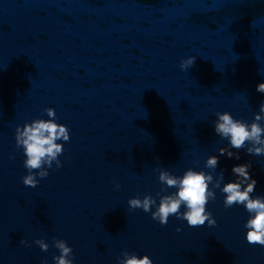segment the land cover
<instances>
[{
    "label": "clouds",
    "instance_id": "obj_1",
    "mask_svg": "<svg viewBox=\"0 0 264 264\" xmlns=\"http://www.w3.org/2000/svg\"><path fill=\"white\" fill-rule=\"evenodd\" d=\"M195 57H189L182 60L180 69L187 71L195 63ZM258 93L264 94V83L256 86ZM48 120L36 119L31 123H25L24 126L17 127L15 130V141L17 148H23L26 159L24 167L28 175L23 177V184L27 187L35 188L38 185V179L46 178L49 173L48 168L55 162L57 169L62 165L58 157L63 154V144L57 141L68 142L70 139L69 129L56 122L55 110L45 109ZM217 119L214 121V132L221 139L228 141V147L219 149V156L227 158L240 159L239 150H246L248 155L264 156V126L260 123L264 121V103L259 106V114L254 116L252 123L234 119L228 113H216ZM231 149L237 150L233 152ZM219 156H210L206 161V168L216 171L219 164ZM250 163L235 165L232 168V174L235 177L234 182L221 183L224 181L223 170L216 174L214 179L210 173L188 169L182 176H176L168 171L159 172V182L168 188H176L177 191L160 197L159 204L156 206V200L151 195H145L143 199L133 198L128 201L129 210L142 209L145 213L151 211V218L158 221L162 226H166L170 216L187 222L189 227L204 226L207 222L209 227L216 225L212 213L207 211L209 201L216 199L215 192L210 189L212 185L215 189H220L224 194V207L231 208L234 205H242L249 214V219L245 224L247 229L246 240L250 245H259L264 247V196L252 194L256 188V180L250 175ZM117 189L119 185H116ZM159 196L160 194L157 193ZM156 206L155 211H152ZM185 211L181 213V207ZM177 231H180L177 228ZM22 244L26 241L21 240ZM39 248L47 252L49 244L43 239L34 242ZM53 246L59 250V255L54 256L55 264H73V249L67 245L64 240L53 238ZM123 259L119 264H153L147 256L138 258L135 253H122ZM46 264V262H45Z\"/></svg>",
    "mask_w": 264,
    "mask_h": 264
}]
</instances>
